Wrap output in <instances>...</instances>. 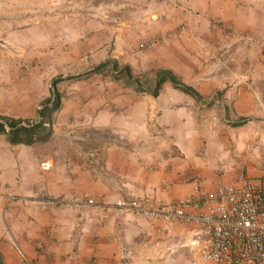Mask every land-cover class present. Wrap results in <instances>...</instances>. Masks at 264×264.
Returning <instances> with one entry per match:
<instances>
[{
    "label": "crops",
    "instance_id": "0c3cea01",
    "mask_svg": "<svg viewBox=\"0 0 264 264\" xmlns=\"http://www.w3.org/2000/svg\"><path fill=\"white\" fill-rule=\"evenodd\" d=\"M113 1L95 40L114 48L87 50L145 76L144 89L168 69L199 98L168 81L154 96L93 68L62 79L46 142L13 145L0 134V264H206L191 225L38 199L87 192L154 204L189 196L197 178L208 191L236 183L241 168L264 179V0ZM153 36L155 46L139 47ZM50 95V84L2 94L0 114L35 119Z\"/></svg>",
    "mask_w": 264,
    "mask_h": 264
},
{
    "label": "rangeland",
    "instance_id": "374dc122",
    "mask_svg": "<svg viewBox=\"0 0 264 264\" xmlns=\"http://www.w3.org/2000/svg\"><path fill=\"white\" fill-rule=\"evenodd\" d=\"M109 1L114 2L0 0V95L31 93L60 78L55 85L57 90L62 79L84 77L87 69L105 62L110 63L101 69L100 75L112 78L114 60L96 59L87 50L108 52L114 48L112 41L97 46L99 42L95 40L102 32L98 17H103L109 6L114 7ZM225 31L231 32L228 28ZM123 66L118 64L116 70ZM144 78L139 77L143 86ZM261 176L264 178L263 173Z\"/></svg>",
    "mask_w": 264,
    "mask_h": 264
},
{
    "label": "built area",
    "instance_id": "2783aa9c",
    "mask_svg": "<svg viewBox=\"0 0 264 264\" xmlns=\"http://www.w3.org/2000/svg\"><path fill=\"white\" fill-rule=\"evenodd\" d=\"M192 13L190 6L183 7ZM235 33L232 26H227ZM248 46L260 44L252 35L237 34ZM158 43L151 37L139 44L150 49ZM264 174V152L260 155ZM189 196L149 204L143 199L94 197L87 192L70 197L42 195L38 201L45 207L105 208L112 206L121 213L140 217L161 218L167 225L183 222L194 227L200 258L206 264H264V182H255L240 169L236 183L220 184L214 191L206 190L200 179Z\"/></svg>",
    "mask_w": 264,
    "mask_h": 264
},
{
    "label": "trees",
    "instance_id": "16d2710c",
    "mask_svg": "<svg viewBox=\"0 0 264 264\" xmlns=\"http://www.w3.org/2000/svg\"><path fill=\"white\" fill-rule=\"evenodd\" d=\"M110 62L101 63L91 70V72H99ZM112 69L110 70L113 78L119 79L124 77L127 84L136 86L137 91H145L156 96L161 85L164 82H170L175 88L187 93L195 98H199V94L191 86L181 82L172 71L168 69H160L155 74V81L151 87L144 89L139 77L131 74L128 66H123L120 71L116 70L118 63L112 61ZM84 75V74H83ZM80 77V76H79ZM60 78H54L51 82V95L45 99L41 107L37 109V117L35 119L12 118L0 114V134H5L10 144L32 145L34 143L46 142L52 135V125L55 121V113L60 108L59 92L55 89L56 83Z\"/></svg>",
    "mask_w": 264,
    "mask_h": 264
}]
</instances>
